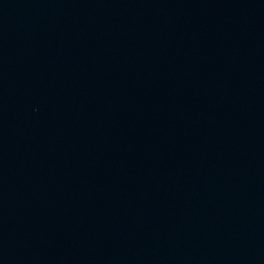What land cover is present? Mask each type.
<instances>
[{
    "label": "water",
    "instance_id": "water-1",
    "mask_svg": "<svg viewBox=\"0 0 264 264\" xmlns=\"http://www.w3.org/2000/svg\"><path fill=\"white\" fill-rule=\"evenodd\" d=\"M0 264H264V0H0Z\"/></svg>",
    "mask_w": 264,
    "mask_h": 264
}]
</instances>
